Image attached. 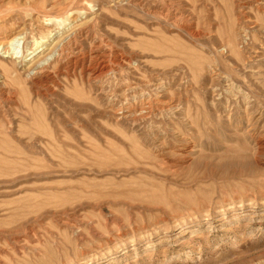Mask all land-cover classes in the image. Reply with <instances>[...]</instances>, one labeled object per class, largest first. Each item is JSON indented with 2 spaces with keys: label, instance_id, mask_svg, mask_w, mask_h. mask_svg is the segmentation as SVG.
Here are the masks:
<instances>
[{
  "label": "rangeland",
  "instance_id": "obj_1",
  "mask_svg": "<svg viewBox=\"0 0 264 264\" xmlns=\"http://www.w3.org/2000/svg\"><path fill=\"white\" fill-rule=\"evenodd\" d=\"M71 1L61 27L27 18V49L43 26L49 47L25 59L0 47L13 71L0 69V264H264V119L226 86L229 74L264 111V0ZM22 27L0 22V42ZM78 27L113 46L103 91L87 43L69 76L48 56ZM42 66L57 68L46 95L33 84ZM133 96L181 109L134 126L120 111Z\"/></svg>",
  "mask_w": 264,
  "mask_h": 264
},
{
  "label": "bare ground",
  "instance_id": "obj_2",
  "mask_svg": "<svg viewBox=\"0 0 264 264\" xmlns=\"http://www.w3.org/2000/svg\"><path fill=\"white\" fill-rule=\"evenodd\" d=\"M60 1L55 0L52 3L49 0H24V1H17V2L14 0L13 2H10V3H8L9 2L8 1L7 9L10 11L7 12L8 10H6L5 11L6 13H5V12H2V9L0 10V22L9 23V22L15 21L16 25L19 23V26L23 25L25 27L28 21L27 18H30V20L35 23H39L41 19H43L46 21L45 25L47 26L51 27V25L56 26V24H59L58 27H61L62 25L66 24L68 21L71 20L70 16L73 13V9H72L73 7L71 5H73L75 1L69 2L67 6H64V4ZM162 5L163 6L160 10L161 11L160 15L164 17L165 19H167L168 21L178 22L180 18L176 13H173L170 6L164 2ZM58 11H60V14L62 11H64V13L67 14V18L61 19L60 15L58 17H55L54 14ZM39 25L41 24L39 23ZM47 26H43L42 28L39 27V30L37 31L36 34H34L35 32L34 30H31V36H32V41H33L32 49L31 47L29 50L27 49L29 45V43L27 42L28 40V34H27L28 28L27 27L25 28L22 27V30L16 32L15 34L8 35V36L5 35L6 39L1 40L0 47H2L3 50L7 49L6 53L12 52L11 50L13 49L14 51L15 50L17 51L18 48L22 47V59H25V49L26 51H30V50L33 51L30 53L32 55L33 53L37 52L39 49L50 46V44L48 45V43L50 42V39L52 38V34L54 31H52ZM70 26H71V23H70ZM30 27H33V26L30 25ZM21 43L23 44L21 45ZM85 43H87L88 47L93 50L91 57L89 56L90 59H89L88 70H87L88 74H90L91 78H93V80L99 84V88H100L99 90L103 91L104 90L103 85L105 84L104 79L109 76L111 77L112 72L114 73V75L116 74L110 65L111 63L110 58L112 57V54L108 50V48H113V46H111L104 39L99 38L94 31H91V30L86 31L85 29H81V27H78L74 31L71 30L66 36H64L63 39H61L60 42L55 44V46L53 47L54 49L51 50V53H50L51 55H48V56L51 57L53 55L52 53L56 52L59 57L55 64L59 62H65L64 65H65L66 70L64 72L66 73L67 76H69L71 74V71L77 70V67L79 65L81 66L82 70L85 69L86 67V63L88 60L85 54H82L83 48H86ZM237 44L238 43H236L234 40L233 44H231L232 48H227V50H228L229 55L237 63L243 64L245 60L243 58V55L241 54V51L239 52L240 49L239 48L237 49ZM4 58H7V57H4ZM15 58L17 57L15 56ZM117 58L115 59L116 62L118 61ZM46 59L47 58L45 57V60ZM113 59H114V55H113ZM42 62L43 61H41V63ZM114 64L112 65L114 66ZM119 64L120 63H117V66ZM215 64H216L215 66L216 68L214 69L215 72L216 71L221 72L219 61H215ZM48 66H42V70H40V72L38 71L39 73L38 75H36L34 82H33L36 88V92L42 95H46L47 93L52 91L54 86L57 84L56 75L53 73V69H57V68L55 67L51 68V66L49 68ZM0 69L3 70L4 75H11V73H13V71H11L12 69L9 66H7L3 60H0ZM226 86L228 88L227 89L228 94H230L231 98L234 99L236 97L235 99L236 102H239L240 104L241 102L246 103L247 107L245 110H243L244 111L243 113L246 115V117L250 115L251 116L254 115V118L252 117L254 120L257 114H259L258 117L255 119V124L257 125L258 123L262 122V120L264 119V111L259 110V111L252 112L255 109V106L251 105L252 97L249 95V93H246L243 89H240L241 86H238L237 82L233 78H231L229 74L226 78ZM143 96L145 95L143 94ZM178 102L176 101V99L175 100L170 99L168 101H163L158 97L157 98L143 97V98H140L139 100L138 99L136 100V98L133 96L132 101L128 99L125 105L124 104H123L124 106L120 105L122 107L121 108L119 107V108H120V111L127 110L130 112L129 115L133 116V117L131 116V118L135 126L139 124L140 122H145L146 120L152 118L153 116H157L156 113L166 114L169 116L176 114L181 109V107L178 105ZM137 111H139L138 115H136ZM191 125H194V122ZM252 135L257 136V133H254ZM179 138L180 140L181 139L188 140V141L190 140L189 138H186L183 136ZM263 138L264 137H262V139L260 140L261 149L264 148V141H262L264 140ZM188 152H195V151L189 150Z\"/></svg>",
  "mask_w": 264,
  "mask_h": 264
}]
</instances>
